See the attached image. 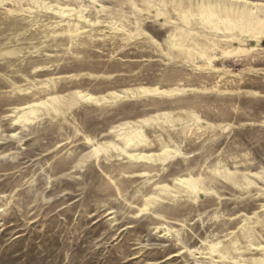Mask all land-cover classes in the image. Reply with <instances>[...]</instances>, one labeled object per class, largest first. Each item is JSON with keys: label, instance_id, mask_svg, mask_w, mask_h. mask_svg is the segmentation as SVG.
<instances>
[{"label": "rangeland", "instance_id": "374dc122", "mask_svg": "<svg viewBox=\"0 0 264 264\" xmlns=\"http://www.w3.org/2000/svg\"><path fill=\"white\" fill-rule=\"evenodd\" d=\"M0 264H264V0H0Z\"/></svg>", "mask_w": 264, "mask_h": 264}, {"label": "bare ground", "instance_id": "6f19581e", "mask_svg": "<svg viewBox=\"0 0 264 264\" xmlns=\"http://www.w3.org/2000/svg\"><path fill=\"white\" fill-rule=\"evenodd\" d=\"M144 92H151V91H144ZM152 92H157V91H152ZM151 94V93H150ZM84 99H86V100H92L93 99V97H91V96H88V95H84V96H82ZM81 97V98H82ZM126 145H128V144H126ZM124 150V149H123ZM126 152V151H125ZM133 157V156H132ZM136 158H140V159H147V157H145V156H140V157H136ZM184 180V179H183ZM188 179H186V180H184V181H187ZM182 181V180H181ZM208 256H211L210 254H207ZM206 255V256H207ZM200 256H204V255H200Z\"/></svg>", "mask_w": 264, "mask_h": 264}]
</instances>
